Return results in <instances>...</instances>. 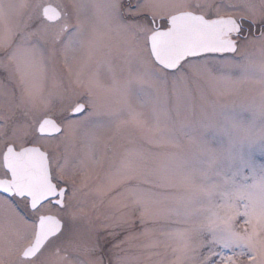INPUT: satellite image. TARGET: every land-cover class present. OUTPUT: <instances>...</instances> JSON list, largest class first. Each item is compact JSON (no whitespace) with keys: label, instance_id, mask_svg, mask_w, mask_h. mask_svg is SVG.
Segmentation results:
<instances>
[{"label":"rangeland","instance_id":"rangeland-1","mask_svg":"<svg viewBox=\"0 0 264 264\" xmlns=\"http://www.w3.org/2000/svg\"><path fill=\"white\" fill-rule=\"evenodd\" d=\"M228 1L232 5L228 6ZM194 2L136 0V7L131 10L139 8L141 14L156 17L204 10L192 7ZM47 3L56 4L61 13L55 24L42 18V6ZM122 4L123 0H0V115L3 107L12 110L22 105L17 116L18 126L24 130L16 132L15 137L20 141L33 137L37 121L44 115H51L65 127L62 135L38 142L48 150L51 159H55L58 151L60 164L68 159L63 171L76 185L67 198V207L55 212L67 217L68 211L75 207L88 211L85 218L69 224L62 236L76 250L70 256L74 264H89L87 249L97 225L110 223L129 211L117 203L129 195V184L120 185L103 197L93 193L123 163H130L152 181L141 184V188L170 193L161 207H174L182 200L196 197L195 188H186L180 183L181 177L192 176L197 183H222L223 176L232 174L233 156L240 153L255 156L257 165L264 163V44L257 36L249 33L239 40L237 60L241 67L231 72L230 80H201L198 87L192 85L190 95L179 101L177 107L170 101L169 119H162L157 127L148 102L151 90L135 78L144 22H128L122 14ZM217 4L221 11L242 12L254 19L258 12L257 0H215L208 12H215ZM64 13L68 27L57 38L64 24ZM26 18L37 20L36 24L25 21L22 29L34 36L22 33L18 37ZM6 48L10 55L3 59ZM209 62L220 63L216 59ZM3 67L8 78L4 88ZM10 79L17 82V89L11 87ZM89 95L112 115L89 121L71 135L64 118L76 106V99ZM136 112L143 114L145 128H137L130 122ZM98 124L102 126L97 127ZM0 126L3 127V121ZM89 152L91 158L86 155ZM162 176L169 178V188L156 187ZM237 181L243 183L240 177ZM136 183L133 180L131 185ZM10 213L9 209H3L0 214L3 224L16 221ZM169 225L178 228L171 222ZM162 226L167 225L150 224V228L157 229L153 234L133 233L122 246L128 256L137 258L136 264H168L175 258L172 248L178 247L180 240L161 235ZM261 238L264 239V234ZM153 243L157 247H146ZM149 253L156 254L149 258Z\"/></svg>","mask_w":264,"mask_h":264},{"label":"snow or ice","instance_id":"snow-or-ice-1","mask_svg":"<svg viewBox=\"0 0 264 264\" xmlns=\"http://www.w3.org/2000/svg\"><path fill=\"white\" fill-rule=\"evenodd\" d=\"M129 2L134 4L135 0ZM214 2L215 0H195L191 5L195 9H204L195 13V17L205 25L198 33L172 17L145 16L139 12V8L134 12L125 9L129 13L130 22H144L141 28L143 46L137 55L139 68L135 78L151 90L148 102L156 116L157 127L162 119H169L170 101L173 102V107H177L179 101L190 95L192 85L198 87L201 80H230L231 72L241 67L237 60V49L238 41L245 31L244 26L236 25L227 29L213 26V21L221 19V8L218 4L215 14L209 16L208 9L212 8ZM251 28L252 25H249V30ZM255 30L259 33L256 39L264 44V24H256ZM210 59H216L220 63L210 64ZM110 115L112 114L102 110L89 95L64 118L65 126L71 135H75L87 122ZM130 122L137 128H145L147 123L139 112L131 115ZM48 123L52 127L44 131L43 125ZM99 126L102 125L98 124L97 127ZM63 132L65 127L57 124L55 120L41 121L28 142L31 146H27L36 147L38 141L55 138ZM9 147L16 150L15 145H7L6 150ZM86 155L91 158L90 152ZM44 157L48 164L49 191L40 200H35L33 192L29 190L23 162L16 172L8 166L0 172V182L8 183V187L0 183V201L8 203L13 212L35 230L32 240L26 242L17 258L18 264H31L49 241L65 232L69 224H75L78 219L88 215V211L82 207L70 209L67 217L38 213L45 204L63 210L67 207L66 198H70L68 186L52 175L53 161L49 153L44 152ZM232 159L235 164L232 174L223 176L222 183H197L192 176L181 177L180 183L188 189L195 188L197 195L195 198L180 201L174 207H161L169 199L170 193H156L141 188V184L152 181L130 163H123L110 172L106 182L93 189V193L103 197L116 187L129 184V195L117 201L121 208H128L129 211L110 223L102 222L95 227L92 244L87 249L89 264H136L137 258L128 256L127 250L122 246L133 233L150 236L157 229L150 228L149 225L161 222L167 225L159 229L161 235L177 237L180 240L179 246L172 248L175 258L168 264H264V239L261 238L264 234V163L257 165L255 156H245L243 153L233 156ZM68 162L67 158L63 164L56 161L59 164L58 171H63ZM80 163L85 165L84 161ZM237 177L243 183L237 181ZM133 180L137 182L134 186L131 185ZM83 186H87L86 180ZM170 186L167 176L160 177L156 184V187L165 189ZM241 219L243 223H240ZM169 222L178 225V228H171ZM41 232L45 234L44 243L36 247L35 235ZM146 247H157V244ZM205 248L207 252L203 251ZM122 252L125 254L121 255ZM55 253L60 258L59 264L67 260V253L61 255L59 247L55 249ZM155 254L149 253V258Z\"/></svg>","mask_w":264,"mask_h":264},{"label":"flooded vegetation","instance_id":"flooded-vegetation-1","mask_svg":"<svg viewBox=\"0 0 264 264\" xmlns=\"http://www.w3.org/2000/svg\"><path fill=\"white\" fill-rule=\"evenodd\" d=\"M46 5H52L55 9L58 10V7L56 4L54 3H47L44 4L42 6L41 9V15L42 18H44L45 20H47L50 23H57L58 21H60L59 19H61L60 15L61 13L59 12V17L54 19V20H48L43 16V8ZM232 5L230 1H228V6ZM136 7V0L134 4H130L129 0H123V4L121 5V11L123 16L127 19L128 22H130L129 19V13L125 11V9H131ZM257 7H258V12L256 14V18H252L253 16H250L248 14L245 13H239V14H232L231 11H221L220 12V16H230L235 18L236 21H238L240 23V25L244 26V34L240 37V39L245 38L249 35V33H252L256 36L259 35V33L255 30V25L256 24H264V0H257ZM59 11V10H58ZM215 12L209 13V16L214 15ZM143 15L145 16H149L147 13H144ZM65 19H64V24L63 26L60 28L58 34H57V38H60L65 31L67 30V19H66V13H64ZM31 21L36 24L37 20H34L33 18H26L23 21V25L21 26V29L18 31L17 36L19 37L20 34L25 33L29 36H34L31 32H24L22 31V29L24 28V22L25 21ZM249 25H252L251 30H249ZM239 39V40H240ZM239 42V41H238ZM56 53L55 48H52V54L54 55ZM10 55V51L8 50V48H6L5 50H3V59L7 58V56ZM4 66V63H3ZM2 79H3V88L4 86L7 84L8 78L5 77V67H3V73L1 74ZM11 83V87L14 88L17 85V82L15 80L10 79ZM17 89V86L16 88ZM54 90V89H53ZM15 95H17V92H15ZM83 98H78L76 99V105L82 100ZM22 107V105H17L15 109L9 110L5 107H3V115H0V121H3V127H0V133H2V135H0V172H2L3 168L5 166H7L5 164V157L6 155L8 156V150H12L10 147L6 150V146L7 145H15L16 150L15 151H19L25 147L31 146L28 145V142L31 139H27L25 141H20V139L18 140L16 137L17 133L16 132H23L24 127L23 126H18L19 125V121L18 120V116L17 114H19V109ZM71 111V110H70ZM69 111V112H70ZM46 117H52L51 115H44L42 116L36 124L35 130L37 131V128L39 126V123L41 122V120H43ZM62 127H64L62 124H60ZM64 133V132H63ZM63 133H60L59 135H62ZM58 135V136H59ZM28 145V146H27ZM41 147L42 150L46 151L47 153L48 150L46 148H43V145H41V143L38 142V145ZM14 151V150H12ZM14 151V152H15ZM14 154V153H12ZM57 156L55 157V159H51L50 155V159L53 161V166H52V175L55 179H57L59 182L65 184L68 186L69 189V195H71L72 193V189L75 188V184L72 183V179L69 178V176H67L64 171H58V167L59 164L56 163L57 161V157H59L60 153L58 151V153L56 154ZM65 155V154H64ZM60 162V160H59ZM65 170V168H64ZM2 183V186L4 187H8V183L7 181H3L0 182ZM75 190V189H74ZM66 203H67V198H66ZM3 209L6 210H10L11 211V215H14L11 217V219H15L16 221H11V222H5V224H3V220L0 221V262H2V264H18V257L22 252V249L24 248L26 242L31 241L34 235L35 230L33 228H31L29 225H27L26 223H24L16 214L15 212H13L12 207L3 201H0V214H3ZM41 209H45L46 211L44 212H40ZM56 207H53L49 204H45L42 205L41 208L38 210V213H51L52 215H59L56 211ZM58 211H60L61 209H57ZM68 229V228H67ZM66 229V230H67ZM66 232V231H65ZM63 232L59 237L53 238V240L49 241L48 244L45 246L44 250L41 252V254L37 257V259L35 261H32L31 264H59L60 258L56 255L55 253V249L57 247H59L61 255H63L64 253H67V260L63 261V264H74L71 259L70 256H72V253H76V250H74L71 245L67 242L70 240L68 238H62L63 234L65 233ZM35 235V246L38 247L40 244L44 243V240H42V242H40V239H36ZM39 243V244H38ZM56 259V260H55ZM54 261H58L57 263Z\"/></svg>","mask_w":264,"mask_h":264},{"label":"water","instance_id":"water-1","mask_svg":"<svg viewBox=\"0 0 264 264\" xmlns=\"http://www.w3.org/2000/svg\"><path fill=\"white\" fill-rule=\"evenodd\" d=\"M43 16L48 20H54L59 17V11L55 9L52 5H46L43 8ZM168 17H172L177 21H180L187 25L191 31L194 33L200 32L205 25L202 21L195 17V12L192 11H180L174 13ZM221 19L213 21L212 25L220 28H234L236 25H240L235 18L230 16H220ZM51 121L53 118L47 117L42 121ZM57 123V122H56ZM41 124V122H40ZM39 124V126H40ZM58 124V123H57ZM52 125L50 123L43 125V130L48 131ZM44 152L41 148L36 147H25L19 151L8 150V156L5 157V164L8 167H12L13 171L16 172L18 166L23 162L25 166V178L27 183L30 185V189L34 194L35 200H40L49 191V186L47 184V172L48 164L45 161ZM14 153V154H12ZM19 178V177H17ZM15 182V181H13ZM44 233L41 232L37 234L36 239L44 240ZM39 244V243H38Z\"/></svg>","mask_w":264,"mask_h":264}]
</instances>
